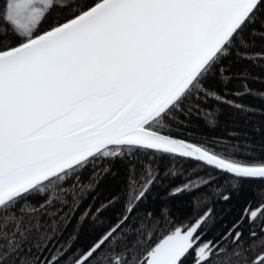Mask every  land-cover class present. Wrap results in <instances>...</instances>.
I'll return each mask as SVG.
<instances>
[{"label":"snow or ice","instance_id":"6c2138e0","mask_svg":"<svg viewBox=\"0 0 264 264\" xmlns=\"http://www.w3.org/2000/svg\"><path fill=\"white\" fill-rule=\"evenodd\" d=\"M258 42L264 0H0V264H264V183L209 239L212 208L178 226L167 205L140 210L157 180L183 175L178 161L211 169L169 193L193 195L197 212L264 181L260 124L259 143L189 131L193 114L219 125L209 100L264 115L237 102L264 99L247 84L260 77L233 71L242 60L264 70ZM232 80L243 91L230 92ZM117 163L128 176L122 210L102 219L119 198L94 196L81 212ZM85 229L92 239L73 250Z\"/></svg>","mask_w":264,"mask_h":264},{"label":"trees","instance_id":"16d2710c","mask_svg":"<svg viewBox=\"0 0 264 264\" xmlns=\"http://www.w3.org/2000/svg\"><path fill=\"white\" fill-rule=\"evenodd\" d=\"M264 46V42L257 43V51ZM252 61L242 60L239 63L233 65V71H239L243 68H249L253 75H258L260 79H250L247 81L249 88L253 91H264V70L260 68L253 67ZM261 63H264L262 61ZM244 82L241 80H232L227 88L230 92L243 91L241 85ZM218 91L223 95V88H218ZM231 100H236L235 96L229 95L227 97ZM238 103L244 105L252 106L256 109L264 111V99L254 97L252 95L242 96L237 100ZM206 110L211 111L213 109L219 108L221 110L218 117L209 116L208 121L214 119L219 120V125L213 127L211 123L206 124L205 118L197 114H193L190 117V128L189 131L195 130L197 135H203L211 138H218L229 140L233 142H242L243 133L247 132L249 140L259 143L261 137L253 132V127L256 124H260L264 127V115H252L251 113L248 116L238 112L236 109L225 105L217 104L214 100H209L205 105ZM230 132H237L241 135L239 136H230ZM186 139L188 137H185ZM198 144L204 143L202 140H194ZM217 152H221L222 149H215ZM168 164V161L165 160L161 164L162 171L160 176H163V169ZM178 172L183 171V175H177L175 178L169 176L167 179L157 180L156 184L152 186L150 192L147 194L146 199L140 204V210H148L159 214V210L162 206L167 205L171 212V218L176 221L174 226H178L182 223L187 222L189 219L202 214L207 208L213 209V216L215 219V224L212 226V230L208 233L205 239H209L212 235L220 230L222 226H230V222L237 218L241 212V209L245 203V199H250L252 192L255 190L257 185L264 183V181L259 180H245L244 188L241 191L239 197L233 196V199L224 202L222 199L212 198L210 203H207L201 207V211L197 212V204L193 200V195H190L188 192H182L175 196H170V191L187 182L185 176H190L193 171H197V175L206 176L210 168L203 171H198L199 165L198 162L193 160L178 161L175 165ZM115 173L114 176H108L101 183L100 187L96 189L95 192H92L88 198L85 200L84 204L81 207V212L88 207V205L93 203V197L99 196V199L96 200L98 205L101 200L111 199L112 197H118V201L113 204V206L104 214L105 217L112 216L115 217L122 210V205L128 200L129 196V186H128V176L127 170L122 163H117V165L112 169ZM195 178V177H192ZM201 191H207V189H202ZM194 195L199 196L200 193H195ZM79 212L76 214L79 216ZM76 221L73 220L68 226L64 235L61 237V240H66L69 237V234L73 232V227ZM92 239L91 230L85 229L81 232L79 238L75 241L73 250L78 247L86 246L88 242Z\"/></svg>","mask_w":264,"mask_h":264}]
</instances>
